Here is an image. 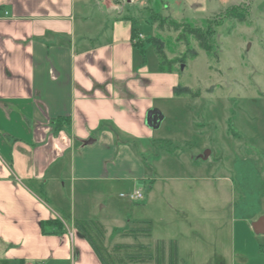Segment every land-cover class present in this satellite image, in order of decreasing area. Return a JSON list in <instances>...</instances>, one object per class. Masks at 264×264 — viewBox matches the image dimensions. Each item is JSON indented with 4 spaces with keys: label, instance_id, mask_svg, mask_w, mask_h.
<instances>
[{
    "label": "crops",
    "instance_id": "1",
    "mask_svg": "<svg viewBox=\"0 0 264 264\" xmlns=\"http://www.w3.org/2000/svg\"><path fill=\"white\" fill-rule=\"evenodd\" d=\"M108 2L0 0V264H102L75 227L92 219L75 213L76 182L101 185L88 189L89 205L111 193L104 183L131 174L159 186L145 153L165 119L157 102L180 95L179 74L150 64L147 53L143 60L132 19ZM209 2L126 0L122 8L193 19ZM152 26L137 24L139 32ZM153 109L158 127L147 123ZM61 117L69 121L55 130ZM52 220L64 228L44 232ZM99 221L108 240L112 230ZM158 239L176 240L180 256L176 238ZM240 264H264V256Z\"/></svg>",
    "mask_w": 264,
    "mask_h": 264
},
{
    "label": "rangeland",
    "instance_id": "2",
    "mask_svg": "<svg viewBox=\"0 0 264 264\" xmlns=\"http://www.w3.org/2000/svg\"><path fill=\"white\" fill-rule=\"evenodd\" d=\"M108 1L118 16L153 25L141 31L150 64L159 60L154 43L147 41L154 37L168 59L178 60L177 90L188 88L192 94L157 102L165 119L145 157L158 188L150 189L148 180L131 174L104 183L111 193L89 205L88 189L101 185L77 181L76 215L108 224L109 249L131 241L116 236L115 227H150L152 235L140 242L154 245L156 238H176L178 264H240L264 256V235L252 228L264 215V0H209L207 12L193 19H179L173 11L174 21L207 31L211 52L192 36L160 30L151 18L160 13L150 5L134 14L122 8L126 0ZM232 8L246 21L228 16ZM193 51L196 57L188 58ZM207 150L211 153L203 159ZM135 190L145 194L142 201L121 196Z\"/></svg>",
    "mask_w": 264,
    "mask_h": 264
},
{
    "label": "trees",
    "instance_id": "3",
    "mask_svg": "<svg viewBox=\"0 0 264 264\" xmlns=\"http://www.w3.org/2000/svg\"><path fill=\"white\" fill-rule=\"evenodd\" d=\"M228 16L237 18L240 22L246 21L247 17L245 14H241L232 8L228 10ZM247 14V13H246ZM154 23H157V27L160 30H169L179 31L180 35H189L192 36L200 45V47L207 51H212V43L210 42V36L207 31L198 26H192L188 22L179 23L174 20L168 21L167 17H163L160 14H153L151 16ZM133 37H137L139 28L137 27L138 22L133 20ZM148 42L154 43L157 56L159 58V68L161 71L172 72L175 70L174 65L178 62L175 59H168L166 53L162 49L160 43H158L154 37L147 39ZM144 40H140L138 43H135V46L141 51L143 55V60L146 58ZM196 52H191L188 58L196 57ZM186 56V57H187ZM186 57H183L181 62L186 61ZM180 94L191 93L188 88H182L179 92ZM195 97L199 96L198 94H193ZM69 121L68 118H58L54 122L55 130L58 128L61 123ZM48 225H55L60 230L64 228L63 223L60 220H52L43 223V231L49 232L46 228ZM75 227L80 231L86 240L90 243L94 252L98 256L102 264H178L179 262V248L178 243L174 239L164 240L158 239L154 245L145 244L140 242L141 238L150 237L152 230L150 227H141V228H131L122 231L120 234L122 237L130 238V242L125 243H116L111 249L106 246L107 238V229L104 225L96 219H85L75 221ZM115 233L118 232L116 229Z\"/></svg>",
    "mask_w": 264,
    "mask_h": 264
},
{
    "label": "water",
    "instance_id": "4",
    "mask_svg": "<svg viewBox=\"0 0 264 264\" xmlns=\"http://www.w3.org/2000/svg\"><path fill=\"white\" fill-rule=\"evenodd\" d=\"M181 68H184V64L181 65ZM162 119L161 114L158 113L157 110H151L148 113L147 116V123L153 127H158L160 124V121ZM91 140L90 142H92ZM210 151L207 150L204 152L202 156L203 159H207L210 155ZM252 228L257 234H263L264 235V215L260 216L258 219L252 222Z\"/></svg>",
    "mask_w": 264,
    "mask_h": 264
},
{
    "label": "built area",
    "instance_id": "5",
    "mask_svg": "<svg viewBox=\"0 0 264 264\" xmlns=\"http://www.w3.org/2000/svg\"><path fill=\"white\" fill-rule=\"evenodd\" d=\"M143 37V33L140 32L138 36L133 39L134 43H138L141 39H143ZM121 196L126 197L131 201H142L145 198V194L141 190L121 194Z\"/></svg>",
    "mask_w": 264,
    "mask_h": 264
}]
</instances>
